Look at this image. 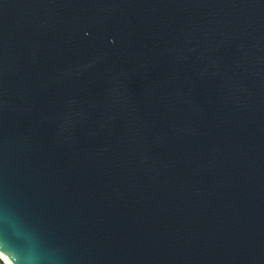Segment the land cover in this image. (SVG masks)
Listing matches in <instances>:
<instances>
[{
    "label": "water",
    "instance_id": "1",
    "mask_svg": "<svg viewBox=\"0 0 264 264\" xmlns=\"http://www.w3.org/2000/svg\"><path fill=\"white\" fill-rule=\"evenodd\" d=\"M0 250L264 264V0H0Z\"/></svg>",
    "mask_w": 264,
    "mask_h": 264
},
{
    "label": "bare ground",
    "instance_id": "2",
    "mask_svg": "<svg viewBox=\"0 0 264 264\" xmlns=\"http://www.w3.org/2000/svg\"><path fill=\"white\" fill-rule=\"evenodd\" d=\"M0 257L3 259V261L6 264H12V262L10 261V259L0 250Z\"/></svg>",
    "mask_w": 264,
    "mask_h": 264
},
{
    "label": "built area",
    "instance_id": "3",
    "mask_svg": "<svg viewBox=\"0 0 264 264\" xmlns=\"http://www.w3.org/2000/svg\"><path fill=\"white\" fill-rule=\"evenodd\" d=\"M0 264H6L1 257H0Z\"/></svg>",
    "mask_w": 264,
    "mask_h": 264
}]
</instances>
